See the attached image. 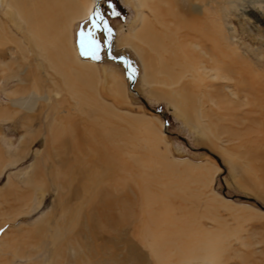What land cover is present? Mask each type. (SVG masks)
I'll return each instance as SVG.
<instances>
[{
  "label": "bare ground",
  "instance_id": "6f19581e",
  "mask_svg": "<svg viewBox=\"0 0 264 264\" xmlns=\"http://www.w3.org/2000/svg\"><path fill=\"white\" fill-rule=\"evenodd\" d=\"M137 2V7L146 9L150 15L139 14L137 20L140 25L136 28L131 26V31L121 37L119 43L131 47L141 59L145 82L163 87L152 89L151 92L174 101L177 106H189L191 109L187 110L185 107L186 110H182L184 115L191 118L194 108L200 107L199 117H207L206 110H203L205 105L230 103V96L227 94L218 93V89H208L213 87L210 80L219 82L218 78H222L232 83L235 81V88L231 93L236 97L234 102L237 106L250 105L253 95L256 100L264 98L261 93L264 89V73H260L255 67L264 68L261 53L264 48V33L250 43L243 37L235 39L234 31L233 39L230 40V31L226 34L223 29V24L230 27V14L219 15L215 0ZM29 4L32 5L31 8L19 13L26 25L22 39L28 44L20 45L22 47L17 51L13 50L10 56H2V63L10 59V64L16 66L9 77L4 72L0 73V89L7 91L11 79L17 80L22 90L28 86L34 87L29 94H21L19 87L13 95L8 93L13 105L31 109L39 100L48 101L53 107L61 106L60 104L65 103L63 98L57 100L52 93L55 92L59 97L61 86H64L79 108L76 105L74 107L82 111L81 115L71 117V108H56L49 112V107L45 108V118L42 115L40 117V114L25 115L22 125L25 131L21 137L32 132L33 129L27 127L29 123L38 122L42 126L41 119L44 118L48 131L56 134L52 138L55 141L48 144L63 149L66 156L69 155L67 152L79 154L77 161L84 154L85 161L77 164L71 158L73 155H62L67 158L66 162L71 167L78 169L81 180L75 174L71 184L65 187L64 183H58V176L55 177L51 186L55 196L57 195L53 209L59 210L61 214H54L49 219L46 218L47 215L43 219L44 222L47 220L45 223L39 222L33 225L35 227L31 225L29 230L28 223L22 222L13 228L9 227V223L18 221L20 216L28 217L33 214L38 200L34 198L33 191L36 188L45 189L44 185L32 184L36 188H30L25 193L15 190L18 205L11 209L9 198H5L6 195L3 194L0 201V264H9L8 253L11 251L22 262L26 260L27 263L35 264L40 256L45 262L51 253L55 257L56 252H62L60 243H66L63 241V234L71 229L76 235L83 236L84 246L90 253L94 256L97 252L100 253V263L103 264H126L130 261L133 264H148L151 259L157 264H224L222 253L225 245L222 244L229 240V235L223 229L203 230V217H211L216 222L218 220L213 212V216L198 214L199 207H215L213 202H219L218 198H223L220 203L224 206L230 207L232 203L222 195L214 197L212 190L209 195L211 198L204 200L202 195L205 192L201 188L205 189L214 181L211 168L195 165V168L187 166L180 169V162L177 163L167 152L164 144L167 142L165 130L158 133L144 116L120 113L115 105L104 100V96L95 87L96 82L101 83L104 92H109L118 99H122L125 92V85L120 84L122 80L119 81L114 74H110L106 81L103 80L97 63L83 59L76 47L74 25L95 15V3L92 0H33ZM220 16L224 19L223 24H219ZM4 24L0 18V30L7 34L10 31L7 27L4 28ZM30 46L34 50H29ZM108 83L112 85L108 86ZM193 86L200 93L199 96L192 93L184 100L178 98V89L187 90ZM166 88L168 90H164ZM223 88L230 90V85H224ZM242 95L247 98L241 100ZM184 101L188 103L184 104ZM7 114V110L0 108V117ZM223 115L227 114L223 112ZM65 121L72 133L66 140L61 138L63 133L60 130L65 127L62 125ZM162 126L165 128V124L162 123ZM252 144L248 147L253 146ZM40 161V158L35 160V165L40 164ZM184 162L186 161H181V164ZM49 172L54 173L53 168L47 173ZM26 180L31 183V179ZM194 184H197L196 189L193 188ZM196 191L200 194L196 195ZM12 209L14 210L10 212ZM80 217L84 220L78 224L77 218ZM24 230H28L29 234L20 239L15 237L17 231ZM20 242L27 246L22 247V252L16 249ZM50 245L55 246L54 250L49 248ZM36 247L37 250H33ZM227 247H230V241ZM63 251L62 254H66L67 249ZM55 260L58 262L57 257Z\"/></svg>",
  "mask_w": 264,
  "mask_h": 264
},
{
  "label": "rangeland",
  "instance_id": "374dc122",
  "mask_svg": "<svg viewBox=\"0 0 264 264\" xmlns=\"http://www.w3.org/2000/svg\"><path fill=\"white\" fill-rule=\"evenodd\" d=\"M80 1L84 2L85 0ZM92 1L95 4L97 3L96 0ZM101 1L104 3L102 6L99 5V8L96 10V13H99L98 17L93 14L91 19L89 18L83 22L75 23L73 28L74 41L80 53V33L84 32L87 34V32L92 29V20L96 19L99 21L100 17H102L111 29V33L109 34L102 27L99 29H92L95 36L100 38V49L98 52L100 58L95 59L90 55H80L85 60L97 63L99 73L103 80L106 81L110 74H114L119 81L122 80L120 81V84L123 83L122 85H125V92L122 99H118L109 94V92H104L101 83L96 82L95 87H97L101 95L104 96H102L104 100L110 105H115V109L120 113L133 116H144L149 119L150 123L158 133H160V131L164 132L165 130L167 142L164 144L167 147V152L174 160L178 161L177 163L180 162V169H184V167L187 166L195 168V165H204L207 168H211V175L214 176V181L207 185L205 189L201 188L205 192V195H202L204 200L206 198H211L209 195L211 194L210 190H212V192L214 191V197H216L215 195H222L224 198L231 200L232 203H230V207L224 206L220 203L223 198H218L219 202L216 204L213 202L215 207L212 205L211 209L204 206L202 208L199 207V213H196L199 215L207 214L213 216L211 215L213 212L218 222L213 221L211 217H203V230L222 231L221 229H223V231H226L225 233L229 235V240L222 244L223 246L225 245V251L222 253L224 259L223 263L264 264V98L262 99L263 101L261 100L262 97H259L258 100H256L257 98H254V95H251L253 102L251 101L252 103L250 105L244 107L237 106L234 102L236 97L231 93L234 90L233 88H235V81L233 84L231 81H225L222 80V78H218L219 82L216 80L209 81L213 87L210 85L212 88L209 87L208 89H218L217 92L219 91L223 95L227 94L230 96L228 97L230 98V103L223 102L218 105L206 103L207 105L203 107V110H206L205 114H208L207 117H199L198 111L201 110L200 107H198V109H192V118L187 117L183 114L182 109H185L186 107L188 110L190 108L189 106H177L174 101L161 98L159 95L151 92L152 89H161L163 87L146 83L144 80L145 70L141 59L131 47L122 46L119 43L121 37H124L129 31H131V26L136 28L140 25V22L137 20L139 14L147 13L150 15V13L144 8L137 7V0H114L116 7L109 5L107 0ZM215 1L216 6H218L219 15H223V13L230 14V27L223 24L224 19L221 18V16L219 18V24H223V29L226 31V34L230 31V40L233 39L232 33L234 31H236V34L234 35V37L236 36L235 39L243 37L250 43L255 41L256 38H259L261 33H264V30H262L264 29V0ZM32 2L33 0H14L13 2L12 0H0V18L2 22L5 23L4 28L7 27L10 31L7 32V34H4V32L0 30V73L4 72L7 77L12 75L13 68H15L16 65H11L10 59L5 60V63L7 64L2 63V56L4 54L10 56V53L13 50L17 51L22 47L20 45L28 44L26 40L22 39L23 30H25L26 25L20 17V14L23 10L25 11V9L29 7L31 8L32 5L29 3ZM97 5L98 3L96 6ZM14 42L17 44H14ZM28 49L34 50L32 46L28 47ZM26 52L28 53V50ZM261 53L262 60H264V48ZM180 64H184V62H180ZM249 66L251 67V65ZM255 67L258 68L260 73H264L263 67ZM110 85L112 84L108 83V86ZM224 85H230V90L223 88ZM18 87L17 80L11 79L7 91L0 89V108L8 111L6 116L0 117V201H2V197H4L3 194H5V198H9L10 209L11 207L14 208L18 205V198H16L17 193H15V190L19 193H25L26 191L28 192L30 188H36V185L33 186L32 184L39 183L40 185H44L46 190L43 188H36V190L33 191L35 192L34 198L36 200L38 199L33 214L28 217L20 216L17 219L18 221L9 223L10 228L18 227L20 225L19 223L22 222L28 223L30 225L27 227L29 230L34 224L44 222L43 219H45V216L48 215L46 218L49 219V217L54 214L55 216L61 214L59 210L57 211L53 209V204L56 202L57 198V195L55 196L53 192V187H51L53 186L54 178L58 176V183H64L63 185L68 187L74 180L73 176H75V174L77 177H80V173L77 172L78 169L73 166L71 167L66 162L67 158L65 157H71V155H73L71 158L75 159L77 164L81 161H85L84 154H82V158L77 161L76 158L79 157V154L67 152L69 155L66 156L64 155L63 149L55 148L51 145L52 142L55 141L52 138H54L56 134L53 133V135L45 126V108L47 109V107H49V112L55 111L56 108H58L57 110L71 108L73 110V115L71 117H79L82 111L78 110L79 107L76 105L77 103L71 98L69 92L64 86H61L59 97L56 96L55 92L52 93V96H55L54 98L57 100L62 97L65 101V103H63L64 105L60 104L61 106L59 107H53L50 102L39 100L36 102L35 107L31 109L15 106L12 104L10 94L8 93L13 95ZM194 87L195 86L189 87L187 90L178 89L176 91V93H178V98L184 100L188 95H192V93L199 96L200 93H197L196 90H194ZM19 89H21L19 90L21 94H29L33 91L34 87L28 86L25 87L24 90H22V87H19ZM164 90L168 89L166 88ZM43 92L44 91L41 88V93ZM261 93L264 97V89ZM246 98V95H242L241 100ZM187 103L188 102L184 101V104ZM260 104L262 106H259ZM75 105L78 108L74 107ZM73 107L76 109H73ZM223 112L227 115L224 116ZM38 114H40V117L41 115L44 117L41 119L42 126L38 124V122H35L34 124L27 123V127L33 130L28 133L26 137L22 138V133L25 131L23 129L25 127L22 126L23 116H38ZM217 114L218 116L221 115V117L219 116L220 119ZM162 123L163 125L165 124V128H163ZM62 125L66 128H60L63 133L61 134V138H65L66 140L72 133L67 121ZM54 127H56L55 124ZM42 138H44L43 141L41 140ZM259 141H261V143H259ZM249 144L253 145L251 146L252 149L251 147H248L250 146ZM58 149L60 151L62 150V152H59ZM164 150L165 147H163V151ZM58 156L61 157L59 158ZM39 158L41 163L35 165L34 161H37ZM58 159H61V161L59 162ZM62 160L65 161L63 162ZM54 161L55 164H53ZM181 161L186 162L181 164ZM67 164L71 169H69ZM58 165H60V167ZM63 165H65V168H62ZM52 168L56 175L52 172L47 173ZM216 170H218V172H216ZM36 177L39 178V181ZM34 178H36L35 182ZM26 179H31V183L30 181L28 183ZM78 180H81V177L78 178ZM193 188L196 189L197 184H194ZM196 192V195L200 194L199 191ZM57 194L59 195V193ZM13 210L14 209L10 212ZM66 218L68 220L67 216ZM77 219V223H81L84 220L82 217ZM46 221L47 220H45V222ZM41 225L44 224L41 223ZM28 230L17 231L15 234L16 236H14L19 237L20 239L26 234H29L27 232ZM21 233L22 235H20ZM62 238H64L63 241L65 240L64 242L66 243L61 241L60 244L62 245V250L60 251L64 252L63 249H67L66 254H62V252L58 251L59 253L56 252L54 257V254L52 255L50 252L51 255L47 256L45 262L44 258L40 256L41 258L38 257L39 260L37 258L35 264H103V262L100 263L102 259L99 255L100 253L97 252L95 255L96 257L90 253L91 251L84 246L85 239L83 236L80 234L76 235V232L73 229L64 232ZM229 241L230 247L228 248ZM71 242H73L74 246L71 245ZM60 244L59 247H61ZM18 245L19 246H17L16 249H19L18 251L21 252L24 250L22 247H27L24 246V244L22 245L21 242ZM49 248L54 250L55 246L50 245ZM35 249L37 250V247L33 248V250ZM11 252L8 253L9 264H19L20 262V264H30L29 262L27 263L26 260L23 261L24 263L21 259L17 260L18 257L15 256L14 251ZM56 257L58 262L55 260ZM151 260H149L148 264H157V262ZM132 262L133 261H130L126 264H133ZM108 264H113V262H109ZM182 264L188 263L183 262Z\"/></svg>",
  "mask_w": 264,
  "mask_h": 264
},
{
  "label": "snow or ice",
  "instance_id": "6c2138e0",
  "mask_svg": "<svg viewBox=\"0 0 264 264\" xmlns=\"http://www.w3.org/2000/svg\"><path fill=\"white\" fill-rule=\"evenodd\" d=\"M95 16H99V13H95ZM103 28L109 34L111 33V29L108 27L107 22L100 17L99 21L96 19L92 20V29ZM90 29L87 34L84 32L80 33V48L82 55H90L95 59H99V49H100V38L95 36L94 31Z\"/></svg>",
  "mask_w": 264,
  "mask_h": 264
},
{
  "label": "flooded vegetation",
  "instance_id": "af4514ba",
  "mask_svg": "<svg viewBox=\"0 0 264 264\" xmlns=\"http://www.w3.org/2000/svg\"><path fill=\"white\" fill-rule=\"evenodd\" d=\"M98 1H99V3H98ZM96 2L98 3V5H97V9H98L99 5L102 6V4L104 3V2L102 3L101 0H96ZM107 2H108L109 5H113V6H115V2H114V0H107ZM97 3H96V4H97ZM96 4H95V7H96ZM115 7H116V6H115Z\"/></svg>",
  "mask_w": 264,
  "mask_h": 264
},
{
  "label": "water",
  "instance_id": "95a60500",
  "mask_svg": "<svg viewBox=\"0 0 264 264\" xmlns=\"http://www.w3.org/2000/svg\"><path fill=\"white\" fill-rule=\"evenodd\" d=\"M99 8V7H98ZM134 84V83H133Z\"/></svg>",
  "mask_w": 264,
  "mask_h": 264
}]
</instances>
